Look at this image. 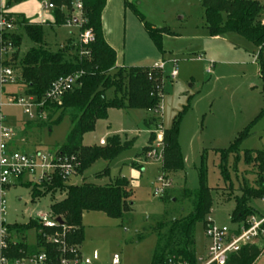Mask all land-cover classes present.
<instances>
[{"label":"rangeland","instance_id":"374dc122","mask_svg":"<svg viewBox=\"0 0 264 264\" xmlns=\"http://www.w3.org/2000/svg\"><path fill=\"white\" fill-rule=\"evenodd\" d=\"M47 1L31 0L30 4L16 9L25 15L37 16L40 21L51 22L52 11L44 7ZM251 1L262 6L261 20L264 21V0ZM2 11L0 0V17ZM62 11V26L43 27L42 47L51 53H62L65 60L71 61L77 56V51H81V32L73 25L68 27V23L75 21L76 16L69 14L65 8ZM137 12L148 24L163 22L173 35L176 34L161 38L162 59L174 63H167L161 72L163 87L159 110L145 112L111 109L107 119L98 121L94 132L82 139V146L98 144L109 132L108 128L117 134L126 133L135 138L132 147L118 154L111 162L100 159L83 175H75L67 182L69 185L91 183L99 186L111 185L119 178L130 182V201L133 203L131 214L121 220H112L102 213L89 212L83 218L86 236L81 245L80 258L91 264H113L114 256H117L118 264H151L158 237L163 240L162 245H166L170 236L174 243L179 244L183 236V220L193 209V201L183 200L180 194L184 189H199L202 162L206 187L211 190L212 198L208 217L218 226L233 228L230 217L235 209L236 198H241L243 188H257L258 179L264 177V174H259L257 165H246L243 162V153L246 151L264 153V50L260 54L257 47L236 34L211 39L205 30L200 0H151L146 8H139ZM12 13L13 10L9 14ZM4 17L14 24L9 34L21 39L14 65L16 68L24 54L36 45L24 33L21 19ZM133 18L138 26L141 24L140 30L146 33L142 22L136 16ZM23 20L36 26L25 18ZM16 52L12 49L6 60H11ZM173 69L177 75L171 79ZM14 75L12 85L19 86L17 68L14 69ZM112 95V91L107 92L108 98ZM184 109L178 134L182 170L165 173L161 170L163 131L170 128L173 119ZM3 113L12 114L18 123L24 122L22 131L25 137L21 136V141L26 145L18 149L23 153L55 150L65 143L70 129L67 118L48 129L38 128L28 122L18 107L9 105L3 108ZM143 122H146L147 127ZM249 126L248 138L240 144L236 153L228 157L225 168L229 182H225L219 172L218 152L228 149L238 134ZM11 128L18 130L15 131L16 135L20 133V125ZM151 134L154 136L151 151L142 153ZM130 138L120 137V140L128 143ZM12 150L10 146L7 152ZM132 165L142 169L136 170ZM106 168L109 170L108 176L98 178ZM160 176L169 185L162 188L163 194L167 192L169 197L166 202L161 196L154 195L155 189L159 188L157 179ZM31 189L40 194V198L34 202L31 200ZM63 198L64 194L60 192H47L45 181L37 184L23 178L21 183L12 182L1 195L4 204L3 212H0V241L2 223L5 226L26 225L30 219L37 220L38 215L48 214L50 204ZM247 205L257 216H264V203L261 200H249ZM158 223H162L159 225H162L161 230L156 228ZM204 227L203 223H198L194 228L196 256L206 247ZM5 236L10 241L18 240L15 233L10 232ZM24 237L28 245L35 244V231H27ZM257 245L261 247V241ZM252 264H264V254Z\"/></svg>","mask_w":264,"mask_h":264},{"label":"trees","instance_id":"16d2710c","mask_svg":"<svg viewBox=\"0 0 264 264\" xmlns=\"http://www.w3.org/2000/svg\"><path fill=\"white\" fill-rule=\"evenodd\" d=\"M25 1L27 0H4V11ZM73 1L49 0L54 7L52 14L55 26L64 24L62 8L71 14ZM78 1L82 4L84 20L80 32L90 31L94 39L91 44L85 47L89 51V56L82 57L77 51L75 59L67 61L64 54L49 52L42 47V26L31 25L24 21L22 16H17L16 18L22 20L24 33L36 47L29 49L20 59L18 67L16 66L19 75L16 77L19 85L24 89V95L34 97L39 101L48 91L50 85L59 77L83 73L80 79L81 86L66 94L60 105H47L48 121L35 123L38 128L47 127L50 129L60 124L65 118L69 120L70 129L65 143L57 149L63 155L78 157L80 165L76 175L81 176L96 161L102 159L111 162L118 154L130 149L134 143V139L127 143L121 142L119 136H111L106 140L104 147H84L82 146L83 137L94 132L95 124L98 121L106 120L108 111L111 109L145 112L159 110L163 80L162 71L155 67H116L115 53L105 43L102 36L101 14L106 0ZM200 3L203 8L204 26L210 38L230 33L236 34L257 47L260 54L262 53L264 50V28L261 25L263 8L258 2L251 0H200ZM134 13L142 22L155 47L161 51L162 36L173 35V33L168 29H156L145 22L137 11ZM7 42L11 43L17 52L8 62L2 61L0 58V68L10 66L14 71L21 39L17 35L6 34L3 36V43ZM110 91L113 92V95L108 98L107 92ZM58 112H60L59 116L54 119ZM184 112L185 109L173 119L170 128L163 131L161 170L165 173H176L182 170L178 134ZM144 126L147 127L146 122H144ZM250 126L238 134L228 149L218 152L220 156L219 172L225 182H229V174L225 168L228 157L232 153H236L240 144L248 138ZM153 141L154 136L151 134L146 147L141 152L151 151L150 146ZM237 158V162H239V157ZM243 162L246 165H257L259 174H264L263 152L246 151L243 153ZM132 166L136 170L142 169V167ZM108 174L109 170L106 168L103 173L98 175V178L108 176ZM21 181L22 178L18 180V183ZM46 188L47 192L64 194L62 200L51 203L49 207V214L54 218H60L63 225L48 229L31 219L22 226H5L2 223L6 235L10 232L15 233L18 240L10 241L5 236L6 248L0 250L1 256L14 261L43 251L52 261H57L61 257L71 259L73 256L69 250L73 248L79 250L84 241L82 218L85 213L98 212L109 219L121 220L125 215L131 214L133 210V203L130 201V182L124 178H119L113 184L105 186L91 183L69 185L56 175L46 184ZM30 195L32 202L40 198V194L34 189L30 190ZM180 197L183 200L193 201L192 212L183 220V236L180 243H174L170 236L166 245H162L163 240L158 237L151 264H169V261L171 264H196L194 228L198 223H203L205 226L206 218L212 208L211 190L206 187L203 162L199 170V189L196 191L184 189ZM263 197L264 177L258 179L257 188L241 190V198L235 200V209L230 217L231 222L240 223L248 217L255 216V211L248 207L247 203L249 200H261ZM168 198L167 192L161 196L165 202ZM160 224L162 223H158L156 226L157 230H161L162 225L159 226ZM30 230L35 231L33 246L27 245L24 237L25 233ZM55 234H59L63 238L64 253L61 244L58 246L49 241ZM262 254H264V245L261 247L258 245L246 246L237 254L229 256L226 264H252Z\"/></svg>","mask_w":264,"mask_h":264},{"label":"built area","instance_id":"2783aa9c","mask_svg":"<svg viewBox=\"0 0 264 264\" xmlns=\"http://www.w3.org/2000/svg\"><path fill=\"white\" fill-rule=\"evenodd\" d=\"M45 9L53 10V5L47 1ZM72 15L76 16L75 21L69 22L68 26L73 25L81 30L84 25L82 4L78 0H74L72 4ZM5 14L0 17V58L2 61L8 62L6 56L13 49L11 43H3V36L9 34V31L14 27L12 20L6 19ZM264 28V21H261ZM93 35L90 31H84L80 34V56H89V51L85 49L93 42ZM84 47V48H83ZM163 72V65L156 67ZM176 70L171 71V79L176 77ZM83 76L82 72L75 73L66 77H59L49 87L43 98L37 101L34 97L26 96L24 93H19L8 97V106L18 107L22 110L23 115L31 123H45L48 121L47 105H60L62 98L81 86L80 79ZM15 75L10 66H2L0 68V89L3 91L6 87L14 83ZM16 137L15 131L6 124L5 115L3 113V105L0 104V212H3V200L1 195L4 193V188L10 186L12 182H18L19 179L26 178L37 184L45 181L49 183L54 176H59L63 182H68L76 175L80 162L75 155H63L56 148L41 152L39 150L33 153H23L18 150L7 152L10 144ZM104 147L105 143H101ZM153 151V150H152ZM149 155V154H148ZM157 184L159 188L155 189L154 195L162 196L163 189L169 185L163 177H158ZM163 188V189H162ZM264 203V197L261 199ZM57 218L50 214L39 215L37 218L38 224L44 228L53 229L59 225L56 222ZM233 228L227 226L216 225L210 217L206 218L204 227V236L206 240L205 252L201 256H196V264H226L229 256L237 254L243 247L257 245L261 241L264 245V216H251L240 223H232ZM0 250L6 248L5 235L6 230L2 227L1 230ZM62 236L55 234L49 241L54 245H60L62 252L65 248L62 244ZM71 259L61 257L57 261H52L45 252H39L36 255L26 257L19 260H8L0 255V264H90L88 260L82 261L79 250L76 248L70 249ZM113 264H118L117 256L113 257ZM171 264V261H169ZM186 264V263H177Z\"/></svg>","mask_w":264,"mask_h":264},{"label":"crops","instance_id":"0c3cea01","mask_svg":"<svg viewBox=\"0 0 264 264\" xmlns=\"http://www.w3.org/2000/svg\"><path fill=\"white\" fill-rule=\"evenodd\" d=\"M150 2L151 0H106L105 7L101 14L102 36L105 43L115 53L116 67H155L156 68L163 65V70H164L167 63H171V62L174 63V61L171 60L164 61L162 59L163 57L161 51H159L155 47V45L149 38L148 34L143 33L140 30L139 26H141V24L138 26V24L133 18L136 16V15L134 16L135 11H137L139 8L140 9L141 8L143 9V7L146 8V6H148ZM27 3L30 4L31 0H27L17 5L16 7L12 8L11 10H13L14 13L9 14L11 10L4 11V0H2V5H3L2 14L6 12V14L11 15V17L22 16L26 20L36 25L42 26V29L44 26H49V27L55 26L53 14L52 17H50V19H52L51 22H47V21L44 22V21H40L37 18V16L25 15L23 12H19V10L16 9ZM162 23L157 24L155 22L154 23L152 22L150 25H152L156 29H168L167 28L168 26H165V24ZM168 36H176V34L163 35V37H168ZM211 39L215 40L218 39V37ZM17 87L19 88L16 91ZM23 91L24 89L20 85L19 86L10 85L6 87L3 91L0 89V104L3 105V108H6L8 106L7 104L8 97L17 95L19 93H22ZM4 115L6 119V124L8 126L10 127L12 126L14 128L20 125L21 127L20 133L16 135L10 146L12 147L13 150H18L19 148L24 147V145L26 144L25 142H23V140L21 141V136L22 138L25 137L24 136L25 132L22 131V124L24 122L18 123L14 121V119L12 118V114L10 113H5ZM14 131L18 132V130H14ZM108 131L109 132L99 140L98 144H94V145L101 146V143H105L106 140L111 136H119V137H123L124 139H127V137L130 136L131 137L130 141L133 139L135 141V138L129 134L126 133L117 134L116 132H112L110 128H108ZM85 214L83 215V218ZM83 218H82V225H83ZM85 236L86 235L84 228V237ZM29 246H33V245H29ZM204 252H205V247H203V250L200 255H203ZM79 253H81V247L79 248Z\"/></svg>","mask_w":264,"mask_h":264},{"label":"water","instance_id":"95a60500","mask_svg":"<svg viewBox=\"0 0 264 264\" xmlns=\"http://www.w3.org/2000/svg\"><path fill=\"white\" fill-rule=\"evenodd\" d=\"M56 222H57L59 225H63V221H62L60 218H57Z\"/></svg>","mask_w":264,"mask_h":264}]
</instances>
